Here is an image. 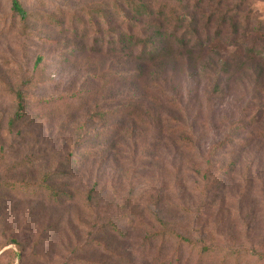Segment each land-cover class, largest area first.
<instances>
[{"label":"rangeland","instance_id":"obj_1","mask_svg":"<svg viewBox=\"0 0 264 264\" xmlns=\"http://www.w3.org/2000/svg\"><path fill=\"white\" fill-rule=\"evenodd\" d=\"M109 1L22 0L32 15L25 27L13 18L11 0H0V180L31 185L23 197L11 187L0 192V264H169L174 244L158 252L146 242L163 231L160 220L209 244L264 252V138L257 134L264 107L252 100L251 72L238 70L243 52L237 72L232 66L224 77L230 87L222 97L210 92L208 75L193 77V70H177L174 86L150 70L147 92L124 75L107 84L100 75L125 70L120 56L90 50L89 24ZM249 2L264 20V0ZM79 21L86 26L75 32ZM18 88L26 112L11 125L10 90ZM132 97L142 114L121 122L114 113ZM252 115L251 135V128L236 134L211 157L230 126ZM118 123L122 132L112 136ZM186 132L191 142L182 140ZM86 150V161L69 163ZM211 161L220 169H210ZM47 175L72 198L49 199L40 190ZM33 186L40 187L35 194ZM190 249L180 264H197Z\"/></svg>","mask_w":264,"mask_h":264},{"label":"trees","instance_id":"obj_2","mask_svg":"<svg viewBox=\"0 0 264 264\" xmlns=\"http://www.w3.org/2000/svg\"><path fill=\"white\" fill-rule=\"evenodd\" d=\"M104 5L105 8L90 16L89 25L95 30L90 50L92 52L103 50L106 56H120L121 59L118 60L125 72L120 75L117 71L111 70L100 75L99 79L105 80L108 84L124 75L141 86L143 92H147L150 90L147 84L150 70L166 75L167 82L173 86L177 70L180 72L193 70V77L208 75L214 81L210 92L222 97L229 91L230 82L227 79L232 66H235V73L237 72V52H243L239 56L238 70L251 72L255 93L252 100L260 102L259 107L263 109L264 46L259 42H264V20L255 19L254 7L249 0H155L154 3L151 0H110ZM11 13L13 18H18L25 27L32 16L22 0H11ZM81 24L86 26L84 21H79L74 28L75 32L79 30ZM101 25L107 26V31L103 30ZM251 40L254 41L248 43ZM83 49L77 48L75 51L80 52ZM72 55L79 57L77 53ZM234 61L236 63L233 65ZM169 67L170 73L167 72ZM10 91L16 106L10 122L14 125L25 116L27 97L20 88ZM155 101L158 102V99L155 98ZM138 103L137 97H132L114 115L120 118L121 122L134 116L138 117L140 111ZM140 112L142 114V111ZM261 113L262 111L258 112L259 115ZM256 117L252 115L249 119L233 123L227 137L211 148V157L216 151L232 145L237 140L236 134H247L251 128V135L252 129L256 127ZM121 124L118 123L111 128L112 136L122 132ZM257 132L259 137L264 138V131ZM85 137L82 134L78 140L82 141ZM182 140L191 142L187 132ZM252 141L251 137L248 142L241 145V149L250 145ZM90 155V150H86L69 163L75 161L81 164ZM231 165L235 166L236 162L232 161ZM213 167L220 169L217 163L211 161L209 168ZM232 168L222 170L221 174H229ZM50 178V175L45 176L41 188L33 186L31 194H35L37 188H40L49 199L56 202L61 201V195L72 198L70 193L53 188L49 183ZM8 187H11L16 195L23 197L30 191L31 185L13 181L3 183L0 180V192ZM91 200L92 195H89V202ZM160 223L163 231L149 234L146 242L149 247L157 245L158 252L162 247L174 244L173 258L167 260L170 263L180 264L185 250L191 248V253L196 251L193 259H196L197 264H242L248 259H255L256 262L264 264V252L209 244L202 237L193 239L170 228L162 220Z\"/></svg>","mask_w":264,"mask_h":264}]
</instances>
